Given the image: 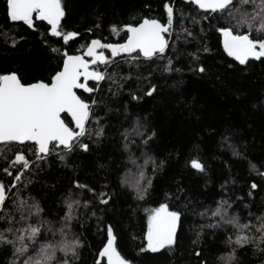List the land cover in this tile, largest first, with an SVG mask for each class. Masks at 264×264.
<instances>
[{"label":"trees","instance_id":"trees-1","mask_svg":"<svg viewBox=\"0 0 264 264\" xmlns=\"http://www.w3.org/2000/svg\"><path fill=\"white\" fill-rule=\"evenodd\" d=\"M166 3L174 4V32L164 58H141L129 64L124 63L126 57H117L119 67L110 65L108 71L117 74L119 88L106 79L98 85L99 92H79L83 98L91 95L99 100L102 96L106 105L95 113L101 118L103 136L84 140L89 143V151L74 150L63 161L53 154L40 162L39 168L27 170L19 164L11 165L15 148L0 151V181L6 186L16 184L8 191L6 206H11L19 190L20 200L29 205L38 203L42 209L39 216L33 214L30 221L16 227H27L28 223L36 226L43 220L57 230L54 238L42 230V237L37 238L29 255L35 257L42 245L63 239L59 229L69 215V192L79 204L73 205L74 218L68 221L70 228L66 231L69 239L74 233L84 245L78 249L77 264H94L106 243L107 225L118 234L117 250L130 264H197L195 251H201L208 264H224L220 257L231 251L232 246L225 241L229 235L235 239L234 229L231 225L203 227L216 221L209 219L210 212L208 216L201 213L227 200L231 204L229 215L238 216L241 223L251 220L256 224V218L264 216V62L250 59L248 64L240 65L228 56L217 30L224 21L218 23L211 17L203 20V10L196 9L189 0H62L66 13L62 30L79 33L67 44L50 35L46 22L37 21L38 31L23 22H11L6 15V0H0V74L16 72L27 82L47 80L61 68L65 50L68 54L80 53L94 38L106 43L122 42L126 39L124 25L138 24L142 18L166 23ZM113 25L119 31L113 32ZM184 29L192 35L187 36ZM12 39L19 43L12 46ZM49 46L60 52L53 54ZM168 58L172 59V71L163 70ZM200 65L206 69L204 73L196 71ZM99 70L103 71L104 66ZM150 84L157 92L144 96ZM130 94L141 99L132 100ZM65 120L68 122L66 115ZM137 120L156 136L147 146L135 138V144L125 148L121 134L130 131ZM88 127L96 128L91 118ZM26 155L33 159L31 153ZM149 156L155 165L151 161L145 165ZM192 159L203 163L205 170L193 169ZM141 166L146 178L152 180L144 200L137 199L133 187ZM4 168H9L12 175H6ZM20 171L23 175L18 183L14 176ZM77 182L88 187L77 189ZM253 183L256 189L251 188ZM89 188L111 195L109 204H100ZM161 203L181 212L176 244L155 253L141 252L146 248L149 210ZM16 215L20 219V212ZM5 227L0 219V230ZM6 235L15 238L12 233ZM255 235L258 241L259 233ZM198 236L199 242L194 243ZM16 246L0 244V264H11ZM62 257L58 251V260ZM233 264H264V243L259 248L256 242L237 247Z\"/></svg>","mask_w":264,"mask_h":264},{"label":"snow or ice","instance_id":"snow-or-ice-1","mask_svg":"<svg viewBox=\"0 0 264 264\" xmlns=\"http://www.w3.org/2000/svg\"><path fill=\"white\" fill-rule=\"evenodd\" d=\"M189 2L194 4L196 9L203 10V20L211 17L218 19V23L224 21L217 30L223 37V48L228 56L233 57L240 65L248 64L250 59L264 62V0H189ZM163 7L166 10V23H161L155 18H142L138 24H125L123 30L127 38L123 43H103L100 39H92L83 54L69 55L66 50L63 51L62 67L47 80L37 79L34 82H27L16 72L0 74V151L5 148L16 149L12 166L19 164L24 170L33 166L39 168L40 162L45 161L50 155H58L63 161L74 150L84 152L90 150L89 143H85L84 140L91 141L93 135L103 136L104 127L100 125L101 118L95 113L97 109L106 105L103 104L102 96L99 100L91 95L83 98L78 92L88 94L99 92L98 85L106 79L116 83L119 88L117 74L108 71L110 65L119 67L120 61L116 59L117 57H126L124 63L129 64L141 58L149 61L154 57L164 58L170 45L169 38L174 32V4L166 3ZM6 15L11 22H23L34 31H38L37 21L46 22V25L50 26V35L62 38L65 44L79 35L75 31L62 30L61 22L66 15L62 0H6ZM112 31L117 32L119 29L113 25ZM184 31L187 36L192 35L187 29ZM176 38L179 39L180 35L177 34ZM41 40L46 44L43 35ZM11 43L15 46L19 41L12 39ZM104 50H110V56L105 55ZM49 51L53 54L60 52L59 49L50 46ZM85 56L90 59H86ZM101 65L104 66L103 71L99 70ZM163 70L172 71L171 58H168ZM196 71L204 73L206 69L200 65ZM128 78L124 77V79ZM90 82H95L94 86L90 87ZM156 92V86L150 84L143 95L151 97ZM130 95L132 100L141 99L136 95ZM108 110L112 111L110 108ZM65 115L68 117V122L65 120ZM90 118L96 125L95 129L88 127ZM121 135L125 140V148H128L129 143L135 144V138H140L141 143L147 146L156 136V132L137 120L130 131L126 129ZM26 153H31L33 159L30 160ZM150 161L155 165V160L150 156L145 160V165ZM162 164L163 162L160 166ZM190 166L198 172L205 170V165L198 159H192ZM143 168L144 166H141L139 179L133 184L138 200H144L152 186V180L146 178ZM3 171L6 175H12L9 168H4ZM22 175L23 171L18 172L14 176L15 181L19 183ZM123 182L127 183V180ZM75 187L84 189L88 186L77 182ZM10 188L15 189L16 184L6 186L0 181V219H3L7 225L0 230V244L19 245L15 247L11 264H77L78 249L84 245L74 233L71 234L73 238L69 239V233L66 231L70 228L68 221L74 218L73 205L79 204L78 200L72 198L73 194L71 192L68 194L66 202L69 215L64 218V224L59 229L63 239L42 245L39 253L34 257L29 255V252L30 249L35 248L37 238L42 237V230L51 233L53 238L57 230L50 222L43 220H40L36 226L28 223L27 227H16L21 222L30 221L33 214L39 216L42 209L38 203L29 205L27 201L20 200L19 190L13 196L11 206H6V201L9 199L6 192ZM251 188L256 189L257 185L253 183ZM88 190L93 192L102 205L107 206L112 199L107 192L96 193L90 188ZM230 208L231 204L227 200H222L215 209L209 208L201 213L208 216L210 212L209 219L216 221L203 227L218 229L231 225L234 229L235 239L229 235L225 241L226 245L232 246L231 251L220 257L224 264H233L237 247L256 242L259 248L260 244L264 243V216L256 218V224L251 220L241 223L238 216L229 215ZM32 209H35V213ZM17 212L21 214L20 219H17ZM92 215L95 216L96 213L93 212ZM180 221L181 212L171 210L168 203H161L158 207L150 209L144 234L146 248H141V252L150 250L155 253L161 249L172 248L177 241ZM6 233H12L15 238L9 239ZM256 233H259L258 241ZM105 240L106 243L102 244L94 264H102L105 260L106 264H130L117 250L118 234L111 225L106 226ZM198 242L199 236L194 243ZM58 251L63 253V257L59 260ZM69 254L71 259L68 258ZM194 256L198 258L197 264H208L201 251H195Z\"/></svg>","mask_w":264,"mask_h":264},{"label":"water","instance_id":"water-1","mask_svg":"<svg viewBox=\"0 0 264 264\" xmlns=\"http://www.w3.org/2000/svg\"><path fill=\"white\" fill-rule=\"evenodd\" d=\"M156 19V18H155ZM161 23H163V22H161ZM127 38V37H126ZM94 39H98V38H94ZM126 40V39H125ZM125 40L124 41H122V42H118V43H123V42H125ZM91 42V41H90ZM103 42V41H102ZM103 43H106V42H103ZM109 43H114V42H109ZM90 44V43H89ZM88 44V45H89ZM86 51V48L84 49V51L83 52H80V53H75V54H69V55H80V54H83L84 52ZM105 51V50H104ZM108 52H110V50H107ZM106 55V54H105ZM85 58L86 59H90V58H88V57H86L85 56ZM62 67V66H61ZM60 70V69H59ZM7 74V73H6ZM92 83H95V82H90L89 83V86L91 87V84ZM78 94H79V92H78ZM88 94V93H87ZM71 126V125H70ZM6 196H8V192H6Z\"/></svg>","mask_w":264,"mask_h":264}]
</instances>
